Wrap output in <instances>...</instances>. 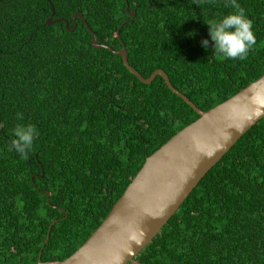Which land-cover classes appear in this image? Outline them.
I'll return each mask as SVG.
<instances>
[{
  "label": "trees",
  "instance_id": "trees-1",
  "mask_svg": "<svg viewBox=\"0 0 264 264\" xmlns=\"http://www.w3.org/2000/svg\"><path fill=\"white\" fill-rule=\"evenodd\" d=\"M225 2L0 0V264L71 256L145 159L198 119L161 77L144 85L119 56L92 48L73 15L99 44L118 51L122 43L143 78L162 70L205 112L264 74V0H237L257 38L248 57L214 56L205 21L235 11ZM52 11L68 26L46 25ZM28 124L39 135L25 160L12 140ZM128 264H264V118Z\"/></svg>",
  "mask_w": 264,
  "mask_h": 264
},
{
  "label": "water",
  "instance_id": "water-1",
  "mask_svg": "<svg viewBox=\"0 0 264 264\" xmlns=\"http://www.w3.org/2000/svg\"><path fill=\"white\" fill-rule=\"evenodd\" d=\"M128 14L134 16V12ZM52 15L53 11L46 25L63 22L65 27L68 26L64 19L52 20ZM76 18L83 21L90 33L92 48L105 49L119 56L129 73L144 85L151 84L157 76L161 77L167 88L198 115L196 121L145 159L104 221L71 256L63 261L42 263L40 253L36 263L128 264L160 233L205 174L264 118V74L226 101L204 112L174 89L162 70L154 71L147 79L143 78L129 65L122 43L118 51L99 44L82 15H73V24ZM74 27L68 31L71 32ZM47 240L48 235L41 249Z\"/></svg>",
  "mask_w": 264,
  "mask_h": 264
},
{
  "label": "clouds",
  "instance_id": "clouds-1",
  "mask_svg": "<svg viewBox=\"0 0 264 264\" xmlns=\"http://www.w3.org/2000/svg\"><path fill=\"white\" fill-rule=\"evenodd\" d=\"M225 7L234 8L235 11L225 15L220 20H206L209 25V35L214 42V56L223 59L244 60L257 43L253 30L254 23L246 15L245 9L237 0H226ZM202 46L207 49L209 40L204 39ZM163 115V113H161ZM22 120L23 115L17 114ZM12 146L23 159H28L34 141L39 133L35 125H17L13 130Z\"/></svg>",
  "mask_w": 264,
  "mask_h": 264
}]
</instances>
